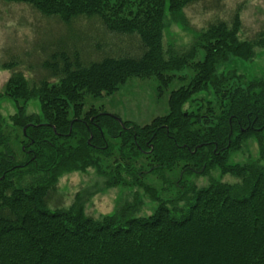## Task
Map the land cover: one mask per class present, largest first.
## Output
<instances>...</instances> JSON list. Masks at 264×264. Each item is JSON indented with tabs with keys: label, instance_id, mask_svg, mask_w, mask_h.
<instances>
[{
	"label": "trees",
	"instance_id": "obj_1",
	"mask_svg": "<svg viewBox=\"0 0 264 264\" xmlns=\"http://www.w3.org/2000/svg\"><path fill=\"white\" fill-rule=\"evenodd\" d=\"M4 1L63 24L97 18L109 33L135 34L138 51L83 62L77 49L57 47L43 62L47 77L30 81L12 70L5 94L16 104L10 119L20 134L14 147L0 114V264H264V75L243 80L218 71L229 57L250 59L256 46L264 48V35L241 39L236 9L180 51L164 46V20L168 14L184 25V8L198 0ZM132 77L154 78L160 91L187 81L170 91L167 113L142 126L93 106L83 111L86 96L110 95ZM33 97L40 114L27 115ZM248 139L258 156L230 161ZM111 156L101 168V157ZM88 167L104 187L138 186L158 204L146 216L126 205L98 219L77 203L51 208L58 177ZM174 170L169 199L144 182ZM214 170L231 180L213 177ZM198 176L208 184L189 180Z\"/></svg>",
	"mask_w": 264,
	"mask_h": 264
},
{
	"label": "rangeland",
	"instance_id": "obj_2",
	"mask_svg": "<svg viewBox=\"0 0 264 264\" xmlns=\"http://www.w3.org/2000/svg\"><path fill=\"white\" fill-rule=\"evenodd\" d=\"M238 9L241 20L239 37L241 39H259L264 35V0H198L184 8L185 24L171 19L167 14L164 20L163 44L172 45L177 50L188 49L194 41L196 31L205 28L217 19L228 21ZM57 47L67 52L77 49L83 62L97 61L108 54L138 51V39L135 34L117 35L104 29L97 18H78L70 24H63L55 17H48L25 3H12L0 0V114L5 121V131L10 135L12 145L14 135L19 136L20 129L12 124L11 115L16 104L5 94V84L12 70H20L30 81L47 77L43 62ZM14 60L11 69L2 67L5 61ZM234 70L243 80L264 75V48L256 46L250 59L237 57L218 66L219 72ZM182 71L179 74H185ZM53 81L54 78H50ZM187 80L175 79L171 85L157 87L154 78H129L120 88L110 95L93 98L86 96L83 111L91 106L98 112L118 115L123 121L144 125L154 117L166 114L168 97L172 89ZM40 114L37 97L25 104V114ZM258 156V146L254 139H248L242 149L230 154V161L247 162ZM101 168L113 162L114 157H101ZM145 161V160H144ZM140 162V161H139ZM143 162V160H142ZM178 170L166 171L162 181L157 175H148L144 182L157 189L162 199H169L175 190L173 181ZM213 177L231 180V176L222 177L217 170ZM29 180L25 177L24 181ZM198 187L208 184V177L189 178ZM81 205L84 212L98 219L113 214L120 209L131 207L135 216L152 213L158 201L152 200L141 187L114 185L104 187L103 178L97 169L88 167L85 171H70L61 174L56 182V190L51 194V208H68L72 204Z\"/></svg>",
	"mask_w": 264,
	"mask_h": 264
},
{
	"label": "water",
	"instance_id": "obj_3",
	"mask_svg": "<svg viewBox=\"0 0 264 264\" xmlns=\"http://www.w3.org/2000/svg\"><path fill=\"white\" fill-rule=\"evenodd\" d=\"M115 118H117V120L120 122L121 120L118 118V117H116V116H114ZM23 130H25V128H23Z\"/></svg>",
	"mask_w": 264,
	"mask_h": 264
}]
</instances>
